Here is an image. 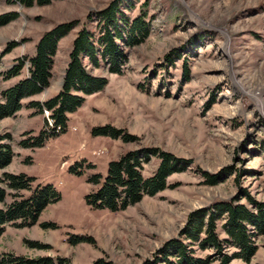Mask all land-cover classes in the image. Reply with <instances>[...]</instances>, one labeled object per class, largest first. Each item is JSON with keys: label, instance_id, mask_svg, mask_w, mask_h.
<instances>
[{"label": "rangeland", "instance_id": "rangeland-1", "mask_svg": "<svg viewBox=\"0 0 264 264\" xmlns=\"http://www.w3.org/2000/svg\"><path fill=\"white\" fill-rule=\"evenodd\" d=\"M111 1L52 0L27 8L16 0H0V16L17 15L0 25V102L3 91L26 77V58L34 55L40 36L77 21L58 42L50 86L23 100L13 117L0 120V136L10 135L5 142L14 153L0 169V178L24 174L60 194L34 226L4 227L0 255L61 258L68 264H142L169 240H183L180 232L193 211L244 193L264 202V0H128L132 9L127 17L145 14L148 35L125 50L124 72L91 71L105 77L107 85L68 115L65 131L38 148L20 145L50 129L44 110L39 114L26 106L60 90L74 37L85 25L91 27L88 15ZM19 59L25 63L19 75L5 79ZM105 125L134 140L90 135L92 128ZM151 148L189 166L168 177L166 190L144 196L124 211L93 210L85 204V196L95 189L88 184L90 176H104L107 164L127 151ZM157 165L152 158L142 175L150 177ZM72 166L82 175L72 172ZM225 169L231 173L219 184L205 183L204 173ZM8 194L7 204L14 193ZM255 245L250 264H264V236Z\"/></svg>", "mask_w": 264, "mask_h": 264}, {"label": "trees", "instance_id": "trees-1", "mask_svg": "<svg viewBox=\"0 0 264 264\" xmlns=\"http://www.w3.org/2000/svg\"><path fill=\"white\" fill-rule=\"evenodd\" d=\"M16 1L28 8L34 4L48 5L52 0ZM131 9L128 0H112L102 10L87 16L86 22L91 27L85 25L72 41L60 90L43 102L32 101L26 106L39 114L47 110L53 127L47 132L40 131L29 143L22 141L20 145L23 148L41 147L46 138L64 132L68 115L81 107L85 97L100 92L107 85L105 77L93 75L91 71L105 69L107 73L115 75L124 72L128 63L125 50L138 46L148 35L144 19L146 15L130 20L126 12ZM16 18V14L0 16V25ZM76 25L77 21L59 24L40 36L34 55L26 58V77L2 93L0 120L13 117L23 108V100L41 94L50 86L58 42ZM165 59L169 61L172 58L166 56ZM24 66L23 59H19L6 72L5 79L17 77ZM90 135L120 139L124 143L134 140L110 125L94 127ZM6 140H10V135L0 136V169L6 168L14 157ZM152 158L158 160V165L154 173L146 178L142 175L143 168ZM188 166L189 162L156 148L127 151L107 164L104 176L95 174L88 178V184L95 189L85 196V204L93 210L111 213L124 211L139 203L144 196L153 197L166 190L169 187L168 177L184 171ZM75 167L72 166L70 170L82 175ZM229 173L231 171L228 169L214 175L204 173L205 183L215 186ZM34 181V178L24 174L4 173L0 178V204L4 206L0 208V236L8 224L15 228L34 226L45 208L60 200V194L53 187L35 185ZM8 191L14 194H10L12 201L7 204ZM241 197L215 202L190 213L180 232L183 240H169L153 260H145L142 264H250L257 251L255 241L264 236V202L256 201L247 193ZM239 199H245L247 204L240 203ZM42 227L47 228L44 224ZM197 251L206 254L199 257ZM0 264H68V261L3 254L0 255ZM92 264L103 263L96 261Z\"/></svg>", "mask_w": 264, "mask_h": 264}, {"label": "built area", "instance_id": "built-area-1", "mask_svg": "<svg viewBox=\"0 0 264 264\" xmlns=\"http://www.w3.org/2000/svg\"><path fill=\"white\" fill-rule=\"evenodd\" d=\"M44 113H45V117H46L48 125L50 126V128H52L53 125H52V121L48 117V112L44 110Z\"/></svg>", "mask_w": 264, "mask_h": 264}]
</instances>
